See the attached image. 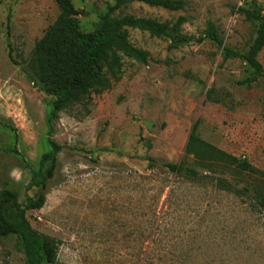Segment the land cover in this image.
Listing matches in <instances>:
<instances>
[{
  "label": "rangeland",
  "instance_id": "rangeland-1",
  "mask_svg": "<svg viewBox=\"0 0 264 264\" xmlns=\"http://www.w3.org/2000/svg\"><path fill=\"white\" fill-rule=\"evenodd\" d=\"M71 1L84 11L76 16L84 33L114 3ZM183 1V10L135 2L125 12L170 29L183 18L181 34L193 39L212 22L224 46L248 52L257 25L237 10L246 0ZM61 15L55 0H0V170L25 202L37 191L27 189L26 164L37 170L49 142L61 146L44 206L27 212L57 243L54 264H264V212L252 198L264 182L185 152L197 123L201 139L264 171V77L241 58L224 60L210 39L170 48V37L130 28L148 61L124 57L117 78L102 64L101 91L50 119L56 89L37 79L30 62ZM258 60L264 70V49ZM182 161L249 187L251 197L186 182L162 165ZM0 264H26L18 236L0 238Z\"/></svg>",
  "mask_w": 264,
  "mask_h": 264
},
{
  "label": "trees",
  "instance_id": "trees-1",
  "mask_svg": "<svg viewBox=\"0 0 264 264\" xmlns=\"http://www.w3.org/2000/svg\"><path fill=\"white\" fill-rule=\"evenodd\" d=\"M55 1L62 15L39 42L30 62L37 79L41 83L54 85L56 89L53 93L55 99L50 119L57 118L58 113L66 106L80 101L91 92L101 91L97 74L102 64L117 78L123 73L124 57L142 63L148 61V53L132 43L130 28L148 31L157 37L168 36L171 39L170 48H178L192 41L202 43L210 39L223 47L224 60L241 58L253 68L256 75L264 77V70L258 60L259 53L264 49V7L255 0H246L237 9L247 20L254 21L257 25V36L246 53L224 46L223 37L212 22L208 23L199 37L193 39L181 34L183 18L170 29L168 23L125 12L135 2L169 10H183L186 6L183 0H114L102 15L101 24L91 33L81 31L76 20V16L84 11L76 9L71 0ZM197 129L196 123L187 141L186 154H192L198 162L211 161L214 165H223L239 173L245 172L251 178L264 182V171L249 163L247 158L232 155L201 139ZM49 144L51 150L42 154L37 170L26 164L31 171L27 189L36 188L37 191L34 196L28 195L25 202L19 199L20 192L14 186L15 181L3 176L0 170V238L18 236L24 249L26 264H54L57 261L58 245L55 240L35 229L27 217L29 210H40L44 206L49 184L59 167L58 155L61 146L55 141H50ZM8 153L19 155L15 148L9 149ZM147 160L148 168L154 170L157 160L152 157ZM162 165L176 178L186 182H208L215 188L236 196L251 197L249 187L239 188L225 176L202 174L196 167L183 161L164 162ZM169 198L170 195L168 200ZM252 198L256 206L264 212V187L263 191L260 190Z\"/></svg>",
  "mask_w": 264,
  "mask_h": 264
}]
</instances>
